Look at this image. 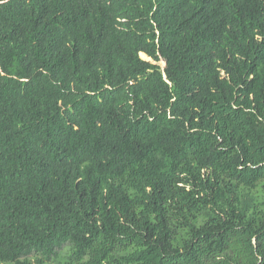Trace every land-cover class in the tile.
Listing matches in <instances>:
<instances>
[{
	"label": "trees",
	"instance_id": "1",
	"mask_svg": "<svg viewBox=\"0 0 264 264\" xmlns=\"http://www.w3.org/2000/svg\"><path fill=\"white\" fill-rule=\"evenodd\" d=\"M0 264H264V0H0Z\"/></svg>",
	"mask_w": 264,
	"mask_h": 264
},
{
	"label": "rangeland",
	"instance_id": "2",
	"mask_svg": "<svg viewBox=\"0 0 264 264\" xmlns=\"http://www.w3.org/2000/svg\"><path fill=\"white\" fill-rule=\"evenodd\" d=\"M144 57V56H143ZM146 57V56H145ZM160 64L164 65V61H161Z\"/></svg>",
	"mask_w": 264,
	"mask_h": 264
}]
</instances>
